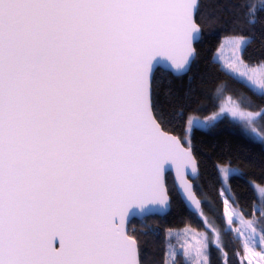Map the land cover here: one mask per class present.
Wrapping results in <instances>:
<instances>
[{"label":"snow or ice","instance_id":"6c2138e0","mask_svg":"<svg viewBox=\"0 0 264 264\" xmlns=\"http://www.w3.org/2000/svg\"><path fill=\"white\" fill-rule=\"evenodd\" d=\"M213 2L0 0V264H147V253L126 230L136 207L170 209L166 162L178 172L192 165L187 174L198 176L189 129L188 148L163 130L166 106L174 109L175 102L171 90L160 99L155 74L166 62L174 75L191 71L194 45L219 23ZM244 7L235 23L246 25L247 34L233 28L220 40L222 46L230 38L240 55L220 67L264 99V59H243L264 0ZM226 91V83L217 85L218 96ZM234 103L231 117L264 144V106L253 110L242 96ZM223 111L188 124L211 127ZM217 171L226 191L230 176L243 175L227 165ZM249 183L261 218L244 221L251 230L245 259L260 255L253 245H264V196ZM176 191L182 203L200 208L178 183ZM229 200L235 205V199L224 200L232 224ZM197 243L166 250L164 264H210L211 247H222Z\"/></svg>","mask_w":264,"mask_h":264},{"label":"trees","instance_id":"16d2710c","mask_svg":"<svg viewBox=\"0 0 264 264\" xmlns=\"http://www.w3.org/2000/svg\"><path fill=\"white\" fill-rule=\"evenodd\" d=\"M246 3L260 4L255 0H214L212 7L220 18L219 23L214 26L216 31L213 34H206L195 44L197 57L191 71L180 77L162 70L156 71L160 99L163 100L165 94L171 90L175 102L174 109L166 106L169 123L166 127L162 126L163 130L177 136L188 147L183 138L185 129H189L191 150L199 173L193 181L194 192L202 209L200 215H194L185 208L177 195L172 177L168 174L166 186L171 198L168 214L163 217H147L141 221L133 220L128 227L129 233L147 253V264H164L165 252L173 239L168 237L169 230L191 228L204 231L206 220L222 232L223 242L220 251L215 246L211 247L210 264H241L238 255L243 248L235 233L226 230L222 184L218 178L217 165L237 168L243 174L228 178V188L235 199V205L230 201L245 219L255 220L258 213L253 206L258 200L249 181L264 186V147L239 132V125L227 117L231 110L229 113L224 111L213 126L204 130L191 128L188 120H206L217 112L219 100L216 88L219 83H226L225 94L236 99L242 96L245 104L250 100L253 110L257 106H264L260 93L250 90L242 83H236L221 70L220 63L213 60L221 37L228 36L233 28H236V35L247 34L246 25L237 26L235 23L238 19H243L247 10L244 7ZM258 18L259 22L254 27L255 41L243 53L245 62L251 64L264 59V11L258 13ZM241 27L245 29L243 33L240 31ZM181 112L183 115L176 114ZM177 259L183 260V257Z\"/></svg>","mask_w":264,"mask_h":264},{"label":"rangeland","instance_id":"374dc122","mask_svg":"<svg viewBox=\"0 0 264 264\" xmlns=\"http://www.w3.org/2000/svg\"><path fill=\"white\" fill-rule=\"evenodd\" d=\"M255 1L261 2V0H255ZM219 48H220V52H219L220 59L215 60V61L220 63V65H222V64L226 65L230 60L232 62H235L236 57L240 55V53L234 47V42L230 38L224 39L223 45L221 46V44H220ZM241 70H245L243 68V66H241ZM217 97H218L219 101H218V109H217V112L215 114L220 112L222 108L224 109V111L229 113V111L236 106L234 103V101L236 100L235 97H231L230 95L225 94V93H223L222 96L217 95ZM227 117L228 118L230 117L231 119H233L230 114H228ZM233 120L239 125V132H241L242 134H244L248 138L259 142L256 137H253V136H251L250 133L246 132L244 130V128L241 126V124L236 119H233ZM256 127L259 130L261 126L259 124H257ZM262 145L264 147V144H262ZM220 166H225V165H220ZM226 183L228 185V180L226 181ZM255 185L258 186V190H259L260 195L264 196V186H261L258 184H255ZM221 195H222L223 200L227 199L228 196H231L229 188L226 191L222 185ZM256 196H257V194H256ZM257 200L258 201L255 204L257 207L254 208V210L258 213L257 217L255 218V220L258 221L261 218L260 217V211L258 210V206L260 205L261 202L258 198H257ZM233 208L235 210V215L233 217L234 222L232 224L228 223V217L225 214V209H224V219H225V224H226V230H232L233 233H235L236 238L239 239V243H240L241 248H243L242 253H240L238 255V256H240V262H243L245 264H264V251L261 250L262 247H264V245H258V244L253 245L252 247H253L254 252L260 253V255L247 256V258L245 259L246 251L243 247V244H244V241L248 240V237L250 235L251 230L246 226V223L244 222L245 218L244 217L242 218V213L237 208H235L233 206V204L231 203V201L229 200V211L231 212L233 210ZM250 220H253V219H250ZM256 227H257L256 236L258 238L260 235V231H259L260 225H256ZM237 228H239L241 230L242 234H238L235 231ZM168 237H169V239H171V238H173V239H171V244L169 245L167 250L175 249V250L181 251V252L183 251V247L187 246V245H191L193 249H195V247H198L199 245H198L197 241H200L201 243H205V244H207L209 241H211L214 245H216V244L222 245L223 244L222 232L217 227H215L213 224H209V222L207 220H206V227H205L204 231H195L191 228H184V229H180V230H171V232L168 233ZM206 237H207V239H206ZM191 255L195 256L194 250L192 251ZM221 257L223 258V256H221ZM169 264H171V262H169Z\"/></svg>","mask_w":264,"mask_h":264},{"label":"water","instance_id":"95a60500","mask_svg":"<svg viewBox=\"0 0 264 264\" xmlns=\"http://www.w3.org/2000/svg\"><path fill=\"white\" fill-rule=\"evenodd\" d=\"M195 47V45H194ZM162 59V58H161ZM170 63V62H166L162 65H160L158 67L157 70H162L164 72H168L170 74H172L173 76L175 77H180V76H183V75H174L171 71L168 70L167 68V64ZM206 127H201V128H196L198 130H204ZM168 133V132H167ZM169 135H173V134H170L168 133ZM177 137V136H176ZM178 138V137H177ZM179 139V138H178ZM182 146L185 147V148H188L186 147L185 145H183L182 143ZM191 151V154H192V157H193V160L195 162V167L197 169V172H198V167H197V162L193 156V153H192V150L190 149ZM166 171H165V188L167 190V186H166V176L168 174L171 175L172 179H173V182H174V187H175V190H176V185L177 183L180 185L181 188L185 189V195H187L189 192L192 194V196L194 197L195 200H198L199 199L197 198V196L195 195V192H194V185H193V181L198 177H194L192 175H188L187 172L190 171L192 165H187V168L184 169L182 168L179 172L177 171V165L172 163L171 161H168L165 163L164 165ZM199 174V173H198ZM177 192V191H176ZM167 193H168V190H167ZM169 196V194H168ZM180 198V197H179ZM169 199L171 201V198L169 196ZM181 200V198H180ZM185 208L191 212L192 214H199L200 213V210H201V204H200V208L197 209L195 207L194 204L190 203L189 201H184L183 202ZM170 210V209H169ZM169 210H161L160 208H157V207H150L148 210H141L138 206L136 207V212L137 214L135 216H133L131 218V221L130 223L133 221V220H138V221H141L143 220L144 218H147V217H152V216H158V217H163L165 215L168 214ZM128 223L126 225V230L128 231V227H129V224ZM56 246L58 247V238H57V241L55 242Z\"/></svg>","mask_w":264,"mask_h":264},{"label":"bare ground","instance_id":"6f19581e","mask_svg":"<svg viewBox=\"0 0 264 264\" xmlns=\"http://www.w3.org/2000/svg\"><path fill=\"white\" fill-rule=\"evenodd\" d=\"M172 181H173V179H172ZM173 184H174V182H173ZM199 199V198H198ZM200 201V200H199ZM200 204H201V202H200ZM201 209H202V205H201ZM191 213V212H190ZM200 213H201V210H200ZM200 213L199 214H194V215H200ZM192 214V213H191ZM205 227H206V224H205Z\"/></svg>","mask_w":264,"mask_h":264}]
</instances>
